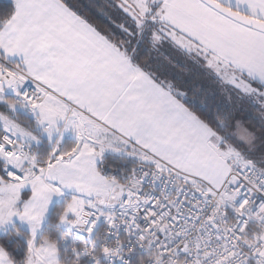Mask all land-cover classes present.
<instances>
[{
    "label": "snow or ice",
    "instance_id": "obj_1",
    "mask_svg": "<svg viewBox=\"0 0 264 264\" xmlns=\"http://www.w3.org/2000/svg\"><path fill=\"white\" fill-rule=\"evenodd\" d=\"M0 264H264V0H0Z\"/></svg>",
    "mask_w": 264,
    "mask_h": 264
}]
</instances>
